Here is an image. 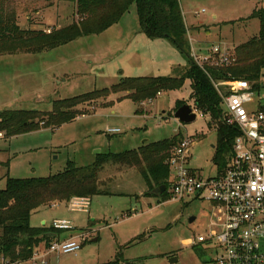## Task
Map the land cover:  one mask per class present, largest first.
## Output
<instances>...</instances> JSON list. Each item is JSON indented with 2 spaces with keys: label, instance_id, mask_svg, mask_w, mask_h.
Instances as JSON below:
<instances>
[{
  "label": "rangeland",
  "instance_id": "374dc122",
  "mask_svg": "<svg viewBox=\"0 0 264 264\" xmlns=\"http://www.w3.org/2000/svg\"><path fill=\"white\" fill-rule=\"evenodd\" d=\"M6 1L16 11L23 29H62L76 23L82 30L90 19L88 14L79 16L73 2ZM179 2L190 31L187 39L189 43L193 40L195 47V42L208 39V31V40L213 43L204 47L225 42L232 52L259 34L260 22L251 17L256 9L264 8V0ZM188 67L185 57L170 42L149 40L141 33L135 5L118 24L101 33L80 37L42 54L0 55V111L49 113L56 101L96 91L110 92L79 108L85 116L71 123L13 138H5L3 133L0 189L5 188L7 177H49L63 172L69 161L89 166L100 154L124 153L177 134L195 136L191 154L196 160L189 167L204 178L218 175L225 165L218 166L215 161L217 133L209 128L210 116H198L189 125L174 118L178 102L194 104L190 81L180 91L161 93L155 100L143 103L128 98L124 91L113 93L123 80L178 77ZM256 96L264 105V72ZM112 130L119 133H111ZM201 135L204 137L199 140ZM106 169L100 183L113 194L95 196L87 205L55 203V207H43L33 213L32 227L66 224L70 229L63 232L60 240L81 245L77 253L49 255L47 264H107L115 261L119 253L126 262H133L130 264H171L173 257L178 258L179 264H210L215 259V250L207 244L186 245L208 236L213 212L210 203L195 198L159 203L153 197L140 203L137 201L148 190L142 169ZM129 195H137L136 200ZM129 212L133 215L128 216ZM31 260L12 263L6 259L5 264H33Z\"/></svg>",
  "mask_w": 264,
  "mask_h": 264
},
{
  "label": "trees",
  "instance_id": "16d2710c",
  "mask_svg": "<svg viewBox=\"0 0 264 264\" xmlns=\"http://www.w3.org/2000/svg\"><path fill=\"white\" fill-rule=\"evenodd\" d=\"M76 4L79 16H90L84 29L74 23L62 29H23L18 24L16 11L6 0H0V55L42 54L69 44L80 37L101 33L118 24L135 5L141 33L149 40H166L185 57L188 68L178 77H138L123 80L113 93L126 92L136 103L155 100L159 93L180 91L191 82L194 106L210 116L209 128L217 133L215 161L221 166L233 154L238 128L225 121L223 101L215 89V80H245L257 92L264 72V8L256 9L252 17L260 22L258 36L236 47V62L231 67L202 70L191 58V46L187 39L189 29L179 0H60ZM83 32V33H82ZM110 92H94L77 98L56 101L52 112L27 110L0 111V133L5 138L62 126L85 116L82 109ZM103 98V97H102ZM186 104L177 103L176 110ZM264 110V106L262 107ZM184 140L182 134L120 154H100L89 166H77L69 161L65 170L45 178L15 179L7 177L6 186L0 189V258L12 263H26L37 251H46L59 241L65 229L31 226L34 212L55 203H69L73 199H89L113 194L103 188L100 174L106 166L142 169L141 175L148 190L145 197H153L164 203L170 200L171 169L168 159L174 147ZM166 187L163 194L155 189ZM196 247V246H195ZM119 253L116 260L107 264H130ZM213 264V261L210 262Z\"/></svg>",
  "mask_w": 264,
  "mask_h": 264
},
{
  "label": "built area",
  "instance_id": "2783aa9c",
  "mask_svg": "<svg viewBox=\"0 0 264 264\" xmlns=\"http://www.w3.org/2000/svg\"><path fill=\"white\" fill-rule=\"evenodd\" d=\"M191 58L204 71L231 67L236 62L234 52L223 44L212 45L204 52L192 44ZM212 83L223 101L225 123L239 130L232 158L218 175L207 178L194 175L188 166L194 141L190 137L184 138L173 148L168 159L173 175L169 182L170 200L203 199L213 206L208 236L186 244L213 247L216 255L213 264H264L263 105L248 81L212 79ZM190 106L197 117L206 116L194 104ZM110 132L117 134L119 130ZM2 138L4 134L0 133ZM88 201L76 198L70 202V207L87 205ZM54 227L70 229L68 225L59 223ZM80 250L81 245L73 240L58 241L46 251H37L31 262L47 264L46 259L51 254H73ZM0 264H5V260L2 259Z\"/></svg>",
  "mask_w": 264,
  "mask_h": 264
},
{
  "label": "crops",
  "instance_id": "0c3cea01",
  "mask_svg": "<svg viewBox=\"0 0 264 264\" xmlns=\"http://www.w3.org/2000/svg\"><path fill=\"white\" fill-rule=\"evenodd\" d=\"M214 19H215V17H214ZM188 27V26H187ZM188 29H189V27H188ZM190 32V31H189ZM205 35H206V37L209 39V37H211V32L210 31H208V32H206L205 33ZM208 39H205V41H198V42H195L196 43V47L193 45V47L194 48H196V49H201V51H205V50H207V49H209L206 45H205V47L203 46L204 44H206V43H208V44H210V43H213V42H209L210 40H208ZM192 41V43H190V46L192 47V44L194 43V41L193 40H191ZM217 44H223V45H227L225 42H217ZM211 45H215V44H211ZM261 104H262V102H261ZM190 105V104H189ZM263 105V104H262ZM264 106V105H263ZM172 117V116H171ZM175 118V117H174ZM182 124V123H181ZM214 129V128H213ZM215 130V129H214ZM33 133V132H32ZM178 135V134H177ZM182 136H184V135H182ZM186 137H188V136H184V138H186ZM195 136H190V138H194ZM204 137V135H201V138H199V140L200 139H202ZM193 141H194V139H193ZM158 142V141H157ZM152 143V142H151ZM145 144H148V142L147 143H144L143 145H145ZM142 145V146H143ZM194 145V144H193ZM141 146V147H142ZM138 148H140V147H138ZM137 148V149H138ZM213 148L215 149V152H216V146H213ZM233 155V154H232ZM232 155L231 156H228V157H226V159H225V162H224V169L228 166V164H229V162H230V160H231V158H232ZM97 159V158H96ZM196 160V158L190 153V159H189V161H188V166L190 165V162L191 161H195ZM96 162V161H95ZM94 162V163H95ZM93 163V164H94ZM217 164V163H216ZM92 165V164H91ZM218 166H221V165H219V164H217ZM190 168V167H189ZM223 169V170H224ZM190 170H191V172L194 174V175H196L198 172L196 171V170H192L191 168H190ZM222 170V171H223ZM197 175H199V176H201L200 174H197ZM100 176H101V174H100ZM202 177V176H201ZM143 179V178H142ZM172 179H173V175H172V173H171V177H170V180H169V182H171L172 181ZM145 184V183H144ZM156 190V189H155ZM146 193V192H145ZM144 193V194H145ZM144 194L142 195V197L143 198H141L140 200H138L137 202H142L144 199L146 200V198H148V197H145L144 196ZM157 195H159V194H157ZM161 195V194H160ZM130 197H134L135 198V200H136V197L135 196H137V195H129ZM139 196L141 197V195L139 194ZM158 202L160 203V200H158ZM58 204H61V203H58ZM53 207H55V206H53ZM129 215L128 216H130V215H133L132 214V212H129L128 213ZM61 237V236H60ZM60 237H59V240H60ZM61 241V240H60Z\"/></svg>",
  "mask_w": 264,
  "mask_h": 264
},
{
  "label": "water",
  "instance_id": "95a60500",
  "mask_svg": "<svg viewBox=\"0 0 264 264\" xmlns=\"http://www.w3.org/2000/svg\"><path fill=\"white\" fill-rule=\"evenodd\" d=\"M175 119H177L183 125H189L194 123L197 120V116L193 113L191 106L185 104L181 108L177 109L174 113ZM166 191V187L163 186L162 189H156L153 191L154 194H163ZM195 219H191V222H194ZM171 264H179L178 258L173 257L170 260Z\"/></svg>",
  "mask_w": 264,
  "mask_h": 264
}]
</instances>
